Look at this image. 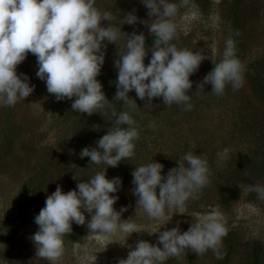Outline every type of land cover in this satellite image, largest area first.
<instances>
[{
  "label": "clouds",
  "instance_id": "clouds-1",
  "mask_svg": "<svg viewBox=\"0 0 264 264\" xmlns=\"http://www.w3.org/2000/svg\"><path fill=\"white\" fill-rule=\"evenodd\" d=\"M148 16L154 18L148 32L156 37L154 45L145 44L143 32L130 35L121 32L110 21L112 13L101 12L96 0H0V105H15L35 90L30 77L17 73V66L30 52L36 56V76L46 83L47 92L56 101L72 100L77 113L92 115L102 112L115 116V125L108 129L96 146L84 147L80 157L90 163L107 165L88 180L78 182L75 189L64 192L60 185L46 196L45 206L34 217L38 230L31 236L36 256L55 262L64 253V236L72 232L73 223L87 224L89 231L107 240L117 232L128 237L140 232L134 218L122 219L125 206L114 208L116 195L122 188V178H107L108 167H117L125 159L135 156V141L139 139L136 121L128 111L119 114L112 108L97 79L105 62L107 44L126 37L125 50L115 61L118 70L115 100L137 108L129 97L135 91L141 100L151 105L154 98L163 104H183L191 110L188 90L194 74L205 59L202 50L178 48L172 43L177 28L172 18L178 10L175 0H142ZM138 17L129 12L124 24L134 25ZM151 53L150 60L145 58ZM245 66L235 55V42L225 41L223 58L209 71L199 87L210 84L211 92L222 95L228 84L234 90L243 86ZM74 98V99H73ZM231 149L217 152L218 163L230 159ZM178 166L163 174L164 165L154 161L136 166L131 173L132 194L136 205L157 221L167 219L166 208H184L190 198L210 183V167L205 153L186 152ZM246 190L264 198V184L248 185ZM85 213L90 214L86 221ZM176 227L158 230L155 244L140 240L127 258L117 264H164L170 257H179L188 250L203 254L209 249L219 257V246L227 235L224 214L214 208L199 214L186 231ZM152 234V233H149ZM126 242V240H125ZM77 243V242H74ZM131 247V246H129Z\"/></svg>",
  "mask_w": 264,
  "mask_h": 264
},
{
  "label": "rangeland",
  "instance_id": "rangeland-1",
  "mask_svg": "<svg viewBox=\"0 0 264 264\" xmlns=\"http://www.w3.org/2000/svg\"><path fill=\"white\" fill-rule=\"evenodd\" d=\"M114 1L96 0L95 6L101 12L112 13V19L109 22L102 21V26L110 23L119 26L122 33L129 35L134 31L143 32L146 36L145 44L151 48L156 37L148 32V25L154 18L148 16V9L142 0H132L133 4L128 12L124 11L125 8L117 7ZM222 1L175 0L178 10L172 20L176 25L177 33L172 43L178 48L202 50L205 59L199 69L190 76L193 84L187 94L192 96L191 110H185V106L177 107L178 110L173 111L174 114L167 118L164 116L167 111L151 107L152 112L146 114L148 120L142 129L148 133L145 137V145L149 147L151 154L145 160H143L144 156H140L141 159L138 161L146 163V160L159 159L166 165L179 153L184 155L192 151L197 154L203 145V139L210 143L211 149L219 146L217 151L225 147L235 150L229 144L228 137L234 130L238 107L241 106V96L249 97L257 106V102L252 99L246 72L253 70L254 61L264 64V0H244L242 5L246 17L244 21L246 53L242 63L245 66L243 86L234 90L231 84H228L222 100L201 103V91L213 93L210 84L205 85L204 88L199 87L205 68L223 58L225 41L229 38L228 24L221 8ZM132 11L138 17L137 23L124 24L123 18ZM104 43L107 44L104 64L113 69L118 76L115 61L119 58V53L125 50L126 37L122 36L116 44L107 41ZM150 56L151 53L145 58L146 65ZM16 70L18 74L25 73L30 77L35 90L25 100L18 101L15 105H0V110L12 107L15 110L13 119L24 122L27 129L25 135L36 146L37 152L44 156L53 171L49 184L60 185L64 192L75 189L77 184L75 180L82 181L85 179V174L92 173L94 169L90 158H81L80 152L84 147H95L96 141L99 140L97 136L100 138L103 136L99 126L102 112L92 115L77 113L71 108L72 100L66 98L56 101L55 96L47 92L46 83L36 76L38 70L36 56L30 52ZM133 99H139L136 93ZM84 131L85 134L90 133L85 135ZM241 140L242 146L246 147L245 140ZM236 145L238 149L242 148L241 145ZM22 177L12 175L10 170L0 166V264H117L118 259L127 258L129 251L135 248L138 241L147 240L155 244L159 235L155 232L176 227L178 221L181 231H186L192 222L199 219V214L217 207L224 214L227 229L238 236L239 246L236 249L238 252L231 258L229 264H242L246 259L245 248H249L253 242H257L264 249V198L255 202L239 198L229 208L224 209L209 195L210 197L201 199L195 206L189 202L184 208H166L167 219L161 222L150 218L146 212L137 207L136 197L127 202L119 197L114 208L119 210L121 206H125L127 211L122 214V219L134 218L140 232H134L128 237L117 232L105 240L89 231L87 224L73 223L72 232L64 236V253L55 262H50L36 256V248L31 236L38 230V225L34 223L37 212L23 208L28 196H21ZM43 205L45 206V203ZM85 217L87 221L90 219V214L85 213ZM14 230L16 233L12 235ZM32 244L33 246L29 247ZM11 245H13L12 252L7 255L8 247ZM221 246L222 242L219 251ZM27 249H29L27 254L29 256L31 254L32 257L30 262L26 258ZM210 250L211 256L196 259L190 264H202V262L217 264L216 252ZM186 255L187 253L178 257L181 264H186V260L184 261Z\"/></svg>",
  "mask_w": 264,
  "mask_h": 264
},
{
  "label": "trees",
  "instance_id": "trees-1",
  "mask_svg": "<svg viewBox=\"0 0 264 264\" xmlns=\"http://www.w3.org/2000/svg\"><path fill=\"white\" fill-rule=\"evenodd\" d=\"M114 2H116L117 7L120 6V9L125 8V12L131 10L129 7L133 4L132 0H115ZM243 2L244 0H223L221 3L223 17L228 24L229 38L235 42V55L242 63L246 53V38L244 33V21L246 17L242 11ZM253 65V70L246 72V74L249 79L248 83L250 85L252 99L255 103L257 102V106L249 97L241 96V106L238 107L239 112L236 114L237 119L233 125L234 130H232L228 137V140H230L229 144L235 150L231 149L230 159L227 162L218 163L216 154L219 146H214L211 149L210 143L204 139L202 140L203 145L197 155L201 153L207 155L211 171L210 183L196 194L197 198H190L187 201V203H193V206L197 205L201 199L205 200V198L210 197L209 195L215 198L219 206L224 209L229 208L239 198L254 202L260 199L256 192L246 190V186L248 185L264 184V64L254 61ZM213 67L214 65L205 68L201 82ZM97 79L102 83L105 96L112 103L111 107L114 108L117 114L122 111L130 112L137 122L136 126L139 130V139L135 141V156L121 161L115 168L108 167L106 170L107 178H122V188L116 195H119L120 198L127 202L135 197L131 191L134 187L131 173L136 166L144 164L138 161L141 159L140 156H144L143 160H145L151 154V150L145 145V137L148 133L142 129L148 120V115L146 114L152 112L151 107H154L156 110L167 111L164 116L169 118L174 114L173 111L178 110L177 107L184 105L173 103L171 106H168L163 104L161 98H154L149 106L146 105L147 100L141 101L138 99V101L135 99L138 107L133 108L131 104H125L123 101L115 100L117 75L113 69L108 68L104 64ZM128 95L133 99L135 91L129 92ZM201 96L202 99L200 102L206 103L212 100H222L225 94L217 95L215 93L201 91ZM14 112L15 110L12 107H8L7 109L2 108L0 110V166L6 167L12 175H17L20 178L24 176L20 182L21 196H28V198L24 202L23 208L30 212H37L38 215L40 209L44 207L43 204L45 203L46 196L54 192L58 184H49L53 171L44 159V156L40 152H37L36 146L25 135L27 129L25 128L24 122L13 119ZM169 112L171 114H168ZM115 119L116 117L111 115V109H109L107 114L102 113L100 118L101 123L99 124L101 126L100 133L105 135L108 129L115 125ZM83 133L85 134V131ZM89 133L86 132L85 135ZM97 137L100 139L99 136ZM241 139L245 140L246 147L242 146ZM235 144L241 145L242 148L238 149ZM213 152L215 153L213 154ZM174 157L166 165L163 164V174H166L169 169L178 166L177 160H180L183 154L179 153ZM154 161L161 163L159 159H155ZM147 162L150 161L146 160ZM92 166L94 168L92 173H86L84 176L85 179L83 180L90 179L97 171L107 167L104 164L97 165L94 163H92ZM75 182L78 183L81 180H75ZM15 233L16 230L11 234L14 235ZM32 246L33 244L29 245V247ZM237 246H239L238 236L236 233L228 230L227 235L222 238V246L219 251L221 255L219 257L217 256V264H229L231 258L238 252L236 250ZM12 249L13 245L8 247L6 254H11ZM29 249H27L26 254L29 252ZM188 251L184 258L186 264L193 263L199 258L211 256L210 249L203 254H196L191 250ZM244 254L246 259L242 264H264V249L257 242L250 244L249 248L246 247ZM26 258L27 261L31 260V254L30 256L27 254ZM164 264L181 263L178 257H170Z\"/></svg>",
  "mask_w": 264,
  "mask_h": 264
}]
</instances>
